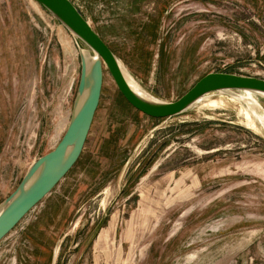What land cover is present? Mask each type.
Returning a JSON list of instances; mask_svg holds the SVG:
<instances>
[{
	"label": "rangeland",
	"instance_id": "rangeland-1",
	"mask_svg": "<svg viewBox=\"0 0 264 264\" xmlns=\"http://www.w3.org/2000/svg\"><path fill=\"white\" fill-rule=\"evenodd\" d=\"M71 1L159 101L212 72L264 79V0ZM81 49L95 56L35 0H0V204L63 137ZM208 98L152 119L105 66L79 161L0 242V264H264V125L229 93Z\"/></svg>",
	"mask_w": 264,
	"mask_h": 264
},
{
	"label": "water",
	"instance_id": "water-1",
	"mask_svg": "<svg viewBox=\"0 0 264 264\" xmlns=\"http://www.w3.org/2000/svg\"><path fill=\"white\" fill-rule=\"evenodd\" d=\"M35 1L97 57L80 50L81 74L68 127L56 147L31 164L17 189L0 204V242L53 192L79 161L99 107L105 66L127 102L153 119L176 117L212 93L249 92L264 97V79L212 72L175 102L144 98L129 85L116 55L71 0Z\"/></svg>",
	"mask_w": 264,
	"mask_h": 264
},
{
	"label": "bare ground",
	"instance_id": "bare-ground-1",
	"mask_svg": "<svg viewBox=\"0 0 264 264\" xmlns=\"http://www.w3.org/2000/svg\"><path fill=\"white\" fill-rule=\"evenodd\" d=\"M96 57H97V55L95 54V57H93V58L96 59ZM121 69H122V72H123L126 80L129 83V85L136 92H138L144 98L153 99L151 95L147 94L141 88V86L136 81H134L133 77H131V75H129V73L124 69V67L122 65H121ZM208 96L209 95L205 96L203 99H205V101H208V99H209ZM232 97L235 99L234 102H236V101L243 102L248 107V108H245L244 106L241 105L242 110L240 112L241 113L240 115L245 120V125L246 126L252 128V129L258 130L259 127H258L257 124H258L259 121H260L259 122L260 124L264 125V109L262 108V106L260 105V103L257 102L256 98L254 97V95L252 93L244 92L242 95L233 94ZM213 103L211 102L210 104H213ZM215 104H217V103H215ZM255 118H257L259 121L257 122V120Z\"/></svg>",
	"mask_w": 264,
	"mask_h": 264
},
{
	"label": "built area",
	"instance_id": "built-area-1",
	"mask_svg": "<svg viewBox=\"0 0 264 264\" xmlns=\"http://www.w3.org/2000/svg\"><path fill=\"white\" fill-rule=\"evenodd\" d=\"M34 209H35V208H34ZM34 209H33V210H34ZM33 210H32V211H33ZM32 211H31V212H32Z\"/></svg>",
	"mask_w": 264,
	"mask_h": 264
},
{
	"label": "trees",
	"instance_id": "trees-1",
	"mask_svg": "<svg viewBox=\"0 0 264 264\" xmlns=\"http://www.w3.org/2000/svg\"><path fill=\"white\" fill-rule=\"evenodd\" d=\"M203 78V77H202ZM143 114V113H142ZM153 119V118H152Z\"/></svg>",
	"mask_w": 264,
	"mask_h": 264
}]
</instances>
